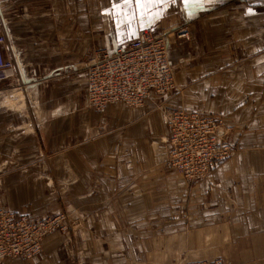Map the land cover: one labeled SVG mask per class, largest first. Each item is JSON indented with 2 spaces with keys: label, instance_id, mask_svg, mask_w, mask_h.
I'll use <instances>...</instances> for the list:
<instances>
[{
  "label": "crops",
  "instance_id": "1",
  "mask_svg": "<svg viewBox=\"0 0 264 264\" xmlns=\"http://www.w3.org/2000/svg\"><path fill=\"white\" fill-rule=\"evenodd\" d=\"M260 1L0 0L20 80L0 102V207L86 220L80 233L48 237L38 257L8 264H264ZM172 25L190 39L170 52L181 91L165 112L155 99L91 108L75 63ZM170 109L230 127L235 151L207 179L191 183L168 163Z\"/></svg>",
  "mask_w": 264,
  "mask_h": 264
},
{
  "label": "built area",
  "instance_id": "2",
  "mask_svg": "<svg viewBox=\"0 0 264 264\" xmlns=\"http://www.w3.org/2000/svg\"><path fill=\"white\" fill-rule=\"evenodd\" d=\"M0 22V93L20 87L14 50ZM190 39L185 25H172L160 31L144 29L125 47L101 49L82 57L75 69L87 77V97L91 108L104 113L111 104L142 107L155 99L158 107L174 92L181 91L176 65L170 52ZM167 112L170 130L168 163L189 182L208 178L213 169L228 161L235 146L229 139L230 127L214 115L186 109ZM86 228L81 214H60L47 219L0 210V264L32 260L43 253L51 235L77 234ZM187 264H223L190 262Z\"/></svg>",
  "mask_w": 264,
  "mask_h": 264
},
{
  "label": "snow or ice",
  "instance_id": "3",
  "mask_svg": "<svg viewBox=\"0 0 264 264\" xmlns=\"http://www.w3.org/2000/svg\"><path fill=\"white\" fill-rule=\"evenodd\" d=\"M133 0H124V3L127 5L129 3H132ZM171 0H135L136 4H143V5H149V4H158V3H169ZM195 2L203 3L204 0H195ZM193 3V0H185V4L190 5Z\"/></svg>",
  "mask_w": 264,
  "mask_h": 264
},
{
  "label": "rangeland",
  "instance_id": "4",
  "mask_svg": "<svg viewBox=\"0 0 264 264\" xmlns=\"http://www.w3.org/2000/svg\"><path fill=\"white\" fill-rule=\"evenodd\" d=\"M260 3H263V2L260 1V0H257V6L260 5ZM259 7H260V6H259ZM9 93H12V91H10V92H6V93H3V94H2L3 96H2V97L0 96V102H1V100L3 101L4 99L9 98L10 95H7V94H9ZM2 98H4V99H2ZM19 98H20V97H18V99H19ZM21 98H22V97H21ZM15 99H16V98H15ZM15 99H14V100H15ZM165 100H166V99L162 100V101L159 102V103L163 105V101H165ZM6 102H7V101H6ZM11 105H14V106H15L16 104H15V103L13 104V102H12ZM17 106H19V104H17ZM11 107H13V106H11ZM163 107H164V105H163ZM163 107H160V108L163 109V111H164V108H163ZM5 109H7V108H5ZM7 110H8V109H7ZM166 110H167V109H166ZM163 111L160 110V113H161L162 115H164V112H165V111H164V112H163ZM35 114H36V113H34V115H35ZM206 179H207V178H206ZM191 183H198V182H191ZM1 209H9V208H8V206H7L6 204L3 203L2 206L0 207V210H1ZM74 213H76V212L74 211ZM71 214H72V213H71ZM76 214H77V213H76Z\"/></svg>",
  "mask_w": 264,
  "mask_h": 264
}]
</instances>
